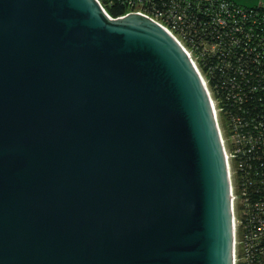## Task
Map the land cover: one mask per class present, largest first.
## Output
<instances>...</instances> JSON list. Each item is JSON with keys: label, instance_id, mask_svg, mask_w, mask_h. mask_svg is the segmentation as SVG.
<instances>
[{"label": "water", "instance_id": "obj_1", "mask_svg": "<svg viewBox=\"0 0 264 264\" xmlns=\"http://www.w3.org/2000/svg\"><path fill=\"white\" fill-rule=\"evenodd\" d=\"M234 234L179 41L99 0H0V264H234Z\"/></svg>", "mask_w": 264, "mask_h": 264}, {"label": "trees", "instance_id": "obj_2", "mask_svg": "<svg viewBox=\"0 0 264 264\" xmlns=\"http://www.w3.org/2000/svg\"><path fill=\"white\" fill-rule=\"evenodd\" d=\"M99 1L112 17L141 9L152 16L163 17L166 22L168 11H177V21L169 24L173 23V31L185 43L189 37L183 24L185 18L201 25L204 35L199 40L204 45L197 47L195 53L213 95L223 105L220 124L233 154L235 193L241 197L246 192L247 201H256L262 192L264 194L263 177L248 175L261 161L264 164V4L245 5L229 0L231 5L223 12L224 24H219L222 47H216L207 19L220 9V3L207 9L209 0H191V7L196 12L192 17L187 12L184 14L188 9L173 6L171 0ZM235 29L239 31L234 32ZM249 37L253 47L258 48L260 57L257 60H249L247 56L241 58L244 51L241 43L245 44ZM251 215L245 218L240 211L238 213L239 219L245 221L238 227L239 253L247 249L245 264H264V243L259 239L264 238V212L257 214L255 222ZM238 264H244V261L239 259Z\"/></svg>", "mask_w": 264, "mask_h": 264}, {"label": "built area", "instance_id": "obj_3", "mask_svg": "<svg viewBox=\"0 0 264 264\" xmlns=\"http://www.w3.org/2000/svg\"><path fill=\"white\" fill-rule=\"evenodd\" d=\"M220 3V9L218 8L216 10L215 15L209 20L208 22L211 23V36H212V40L214 41V44L216 45V47L221 46V33L219 30V24H224V17H223V12H227L229 5H231V2L229 0H209V2L207 3V6L205 8L210 9L211 7H213L215 4ZM171 4L173 6H183L186 8V10L188 9V11H184L186 14H189L190 16H196V12L195 10L191 7L192 5V1L191 0H171ZM141 12L149 17H151L152 19H154L155 21H157L159 24H161L169 33H171L178 41L179 43L182 45L183 49L185 50V52L187 53V55L189 56L190 60L192 61L194 67L196 68V70L198 71L203 85L205 86V89L207 91L210 103H211V107L217 122V125L219 127L220 133L222 135L223 138V143L226 147V158L228 161V167H229V175L231 177V196H232V207H233V220H234V229H235V237H234V264H238L239 259H242L244 261L245 264V260L247 259L246 257V251L247 249L244 248V250L239 253V240H238V227L239 224L245 222L241 219H239L238 213L239 211L245 216V218H247V215L252 214L251 218L252 220L255 222L256 218H257V214L260 212H264V194L263 192L259 195V198L256 201H247L248 197H245L246 192L239 197L236 193H235V181H234V169H233V165H232V158H233V154L230 153L228 146H227V141L223 136V131L221 128V124H220V112L223 110V105H221V101L217 100L215 98V96L213 95L210 87H209V83L207 78L205 77L199 63H198V55L195 53V49L197 47H199L200 45H204L202 42H200L199 38L202 37L204 35V33L202 32V28L201 25L197 24L196 22H193L191 20H189L188 18H185L184 20V25L186 28V34L189 36L187 38V43H185L181 38H179V36L177 34H175V32L173 31V23L169 24L171 21H177V16L178 13L177 11L174 10H170L168 11L167 15H166V22L165 19L163 17H155L150 15L147 12H144L141 9H135V10H130L128 12ZM127 12V13H128ZM125 13V14H127ZM239 29H235L234 32H238ZM247 37V36H246ZM242 47L244 48V51L241 53V58L243 60L244 56H247V58L249 60H257L260 56L258 53V48L253 47V43L251 42V38L249 37L248 39L246 38L245 44L241 43ZM233 142V140H232ZM251 178H257V177H263L261 182L264 183V164L263 161H261L256 167L255 169L249 173L248 175ZM264 189V187H263ZM237 206H239V210L237 211ZM262 222L258 228V230L261 232L262 230ZM256 233V231H255ZM257 234V237L259 234ZM262 241V244L264 243V238H259ZM264 246V245H263ZM241 254V255H240ZM240 255V258H239ZM242 257V258H241Z\"/></svg>", "mask_w": 264, "mask_h": 264}, {"label": "crops", "instance_id": "obj_4", "mask_svg": "<svg viewBox=\"0 0 264 264\" xmlns=\"http://www.w3.org/2000/svg\"><path fill=\"white\" fill-rule=\"evenodd\" d=\"M234 1L241 3V4H245V5H252V4H256V3L264 4L263 1H258V0H252V2L250 0H248V1L242 0V2H240V0H234Z\"/></svg>", "mask_w": 264, "mask_h": 264}, {"label": "rangeland", "instance_id": "obj_5", "mask_svg": "<svg viewBox=\"0 0 264 264\" xmlns=\"http://www.w3.org/2000/svg\"><path fill=\"white\" fill-rule=\"evenodd\" d=\"M246 1H248V0H246ZM251 2H252V0H250ZM258 1H263L264 2V0H258ZM240 2H242V0H240Z\"/></svg>", "mask_w": 264, "mask_h": 264}]
</instances>
